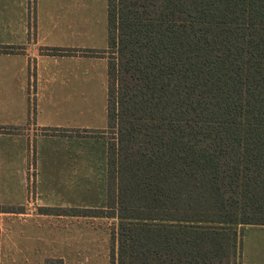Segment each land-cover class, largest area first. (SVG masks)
Segmentation results:
<instances>
[{"label":"trees","instance_id":"obj_1","mask_svg":"<svg viewBox=\"0 0 264 264\" xmlns=\"http://www.w3.org/2000/svg\"><path fill=\"white\" fill-rule=\"evenodd\" d=\"M82 54L107 57L106 206L46 211L116 219L110 264H235L264 226V0H107Z\"/></svg>","mask_w":264,"mask_h":264},{"label":"rangeland","instance_id":"obj_2","mask_svg":"<svg viewBox=\"0 0 264 264\" xmlns=\"http://www.w3.org/2000/svg\"><path fill=\"white\" fill-rule=\"evenodd\" d=\"M62 6L65 14H82L81 21H77L81 18L78 17L73 22V25L79 27L75 30L79 34L76 38H71L70 29L65 27L69 21H60V24H64V30L69 33L58 38L46 35L43 47H47V50L54 49L52 47H56L53 44L56 41H60L66 47L72 44L80 51L90 49L99 51L107 47V0H80L76 3L63 0ZM0 14H38L37 0H25L19 6H15L12 1L0 0ZM16 19L12 15L9 21ZM26 19L28 39L38 40L36 18L30 15ZM16 32L17 30H7V32L0 30V41L15 39ZM98 69L96 65H84L86 73L82 79V97H77L73 103L81 112L76 127H87L86 131L91 132L101 129L106 123V84L102 75L104 69L101 68L100 74ZM9 90L6 95H0V128L22 129L30 124L33 125L36 122L37 98H28L25 93L21 98L14 82H11ZM66 97L61 96L58 100L60 111L65 110L66 105H70L69 98ZM22 106L25 107L23 114L20 111ZM62 123L61 126L68 125L67 122ZM54 128L52 126L50 130H55ZM97 132V136H102L107 141L111 136L108 132L105 134H100L99 130ZM104 144L105 141L101 139L85 140L83 147L85 151H89V159L85 163L84 158L80 166H77L76 176H71L75 163L69 158L57 161L62 174L58 169L54 170L56 167L54 160L51 159L49 162L52 163L50 164L52 167L49 166L48 170L44 171V176H37L32 157H30V170L26 176L23 173L15 174L13 170L6 172L4 176H0V205L5 206L2 209L7 210L12 205L25 204L28 198L37 200L38 197L43 205L48 207L105 208L107 171L104 164ZM57 222V219L52 220L51 224L45 225L44 228L29 225L9 227L5 241L0 247V256L5 261L4 264H12V256L17 261L14 264H37L36 255L41 253L48 255L46 264H110L111 230L116 224V219L88 216V218L83 217L79 223L70 221L63 227L57 225ZM238 234L240 248L235 264H240V254L242 264H264V227L248 225L243 230L238 228ZM39 235L43 237L44 242L37 238ZM56 253H61L62 257H58ZM26 256L33 259L25 262Z\"/></svg>","mask_w":264,"mask_h":264},{"label":"crops","instance_id":"obj_3","mask_svg":"<svg viewBox=\"0 0 264 264\" xmlns=\"http://www.w3.org/2000/svg\"><path fill=\"white\" fill-rule=\"evenodd\" d=\"M7 1L14 2L15 6L25 2V0ZM77 1L80 0H70L71 3H76ZM62 2L63 0H37L38 14H0V30L6 32L7 30H17L15 39L0 41V44H5L3 46L15 47L14 50H16L15 52L0 51V95H6L10 91L11 82H14L21 98L24 97L23 93L28 95V98H37L36 122L33 125L30 124L22 129L3 128L0 131V176H4L6 172L11 170L15 174L22 175L23 173L26 176L31 166L30 157L34 159V172L37 176H44V171H47L49 166H51L50 164H52L49 162L51 159L54 160V167H56L54 170L58 169L62 174V169H60V165H57V161L64 158H69L72 162L74 160L75 169H72L71 176H76L78 173L77 166H80L84 158L85 163L89 159V151H85L83 147L85 140L98 139L105 141L104 164H106L107 171V140L102 136L95 135L97 130L102 131L105 129L106 123L104 127L93 132L86 131L88 130L87 127H76L81 112L73 104L77 97H82V79L85 77L84 73H86L84 65H96V67H99V74L101 68L102 70L104 69L102 75L106 84L107 100V57L104 55L82 54V51L74 48L72 44L66 47L60 41L54 42L53 44L56 47L52 48L69 51L68 54L66 52L50 53L46 49L47 47L42 46L45 44L44 38L46 35L58 38L70 32V37L76 38L77 34H79L75 32L76 28L79 27L73 25V22L78 17L81 18L77 21H81L82 14H65ZM62 12L63 14H61ZM12 15L17 19L9 21ZM30 15L36 18L38 40L28 39L26 17L29 18ZM62 18L65 19L62 20ZM60 21L72 22H68L65 25L66 28L70 29L69 32L64 30V24H60ZM31 91H33L32 94ZM64 95L69 98L70 105H66L65 110L60 111L58 100ZM24 109L25 107L22 106V110H20L22 114L25 113ZM51 119L54 120L51 121ZM62 122H67L66 124L68 125L61 126ZM52 126L55 127V130H50ZM2 207L5 206L0 205V235L2 237L0 247L5 241L4 238L8 228L15 225L17 227L29 225L31 227L44 228L45 225H50L52 220L57 219V225L63 227L69 224L70 221L79 223L80 220H83V217L88 218V216L75 213V211H71L69 214L48 212L46 209L59 207L43 205L39 197L37 200L28 198L25 204L12 205L7 211L2 209ZM61 209L75 210L73 208ZM89 218L98 217L89 216ZM246 226L248 225L244 227ZM255 226L264 227L263 225ZM244 227L241 229L243 230ZM37 238L42 239L41 242H44L41 235ZM56 254L60 258L62 257L61 253ZM36 256L37 264H46L45 260L48 257L46 253ZM12 257L11 263L14 264L17 261ZM26 257L28 258L26 259ZM26 257H24L25 262L33 259L30 256ZM4 262L0 256V264H4ZM240 264H242L241 254Z\"/></svg>","mask_w":264,"mask_h":264}]
</instances>
